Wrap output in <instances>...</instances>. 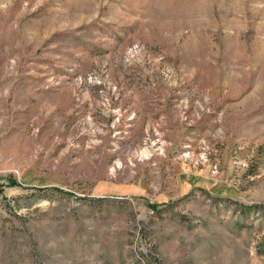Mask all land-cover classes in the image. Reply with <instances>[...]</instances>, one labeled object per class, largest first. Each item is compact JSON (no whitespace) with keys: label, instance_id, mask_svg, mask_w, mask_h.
Instances as JSON below:
<instances>
[{"label":"rangeland","instance_id":"374dc122","mask_svg":"<svg viewBox=\"0 0 264 264\" xmlns=\"http://www.w3.org/2000/svg\"><path fill=\"white\" fill-rule=\"evenodd\" d=\"M0 185V264H264V0H0Z\"/></svg>","mask_w":264,"mask_h":264},{"label":"trees","instance_id":"16d2710c","mask_svg":"<svg viewBox=\"0 0 264 264\" xmlns=\"http://www.w3.org/2000/svg\"><path fill=\"white\" fill-rule=\"evenodd\" d=\"M16 181H12V183H15ZM0 188H1V185H0Z\"/></svg>","mask_w":264,"mask_h":264}]
</instances>
